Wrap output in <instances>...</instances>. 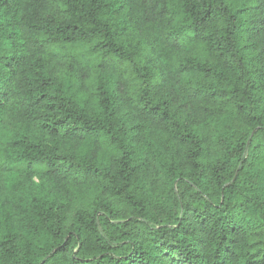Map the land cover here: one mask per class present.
<instances>
[{
    "label": "trees",
    "instance_id": "1",
    "mask_svg": "<svg viewBox=\"0 0 264 264\" xmlns=\"http://www.w3.org/2000/svg\"><path fill=\"white\" fill-rule=\"evenodd\" d=\"M0 264H264V0H0Z\"/></svg>",
    "mask_w": 264,
    "mask_h": 264
}]
</instances>
